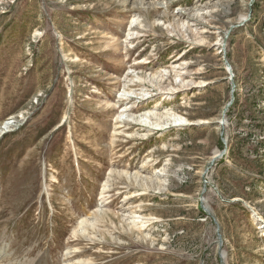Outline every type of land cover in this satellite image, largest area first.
<instances>
[{
    "label": "rangeland",
    "instance_id": "rangeland-1",
    "mask_svg": "<svg viewBox=\"0 0 264 264\" xmlns=\"http://www.w3.org/2000/svg\"><path fill=\"white\" fill-rule=\"evenodd\" d=\"M5 122L0 264H264V0H0Z\"/></svg>",
    "mask_w": 264,
    "mask_h": 264
},
{
    "label": "bare ground",
    "instance_id": "bare-ground-1",
    "mask_svg": "<svg viewBox=\"0 0 264 264\" xmlns=\"http://www.w3.org/2000/svg\"><path fill=\"white\" fill-rule=\"evenodd\" d=\"M157 14V13H156ZM244 18H246V16L245 15H242L241 17H240V20H244ZM137 22V19L136 18H133L132 19V21H131V26L133 25V24H135ZM131 34V33H130ZM205 41V40H204ZM113 43V42H112ZM180 65V64H179ZM178 67V65H176V66H174L173 68L174 69H176ZM228 70H230L229 68H228ZM180 75H183V72L182 71H180V72H177L176 73V77H178V76H180ZM153 78H155V77H153ZM138 80H143V78H141V77H139V79ZM187 83V82H186ZM185 83V84H186ZM171 90V89H170ZM126 92V90H124L123 92H122V94L120 95L121 97H122V100H121V103H123V102H125L124 104H119L120 103V101H119V103H118V106H119V109L122 107V114H124L125 112H127L128 110H129V113L130 114H132V115H136L137 113H135L133 110H132V107H130V109L128 108V106H129V103H131L133 100H134V98H132V97H127V98H125L124 97V93ZM128 92H130L129 90H128ZM147 91L146 90H142V93H141V96L140 97H145V96H147ZM187 99V98H186ZM128 100H130V101H128ZM127 102V103H126ZM162 104V103H161ZM160 104V105H161ZM159 105V104H158ZM154 110L155 109H152V110H150V111H148V112H145V113H141V114H139V112H138V114L139 115H137V116H135V121H137L138 123H140L141 125H144V126H149V127H156V128H154V129H162V126L163 125H165L166 124V122L168 121H172L174 124H178L180 121H182L181 120V118H182V115H179L178 113H176V112H174L172 109H167L166 111H164V112H162L161 113V115H159V114H157V111H155L154 112ZM139 111V110H138ZM119 115H121V114H119ZM163 116H165V119H166V121L164 122V123H162L161 122V119H163L162 117ZM153 117H155V119H157L156 121L153 119ZM3 126H5L7 129L8 128H10V127H12V126H10V123L9 122H5L4 124H2L0 127H2L1 129H0V135H2L3 134V130H5L4 128H3ZM94 128V127H93ZM96 128V127H95ZM6 129V130H7ZM8 131H9V129H8ZM8 131H5V132H8ZM100 131V130H99ZM142 131H144V134H140V133H138V134H140V136L142 137V138H144V139H148L149 138V136L151 135L150 133H151V129H148V130H146V129H144L143 128V130ZM4 132V133H5ZM136 132H134L133 131V133L132 134H135ZM74 134V133H73ZM99 135V134H98ZM81 142V141H80ZM113 143V142H112ZM100 153V152H99ZM80 162V161H79ZM150 163V161L148 162V160H147V162H145L144 164H149ZM167 165V164H166ZM165 165V166H166ZM91 168V167H90ZM113 169V168H112ZM111 169V170H112ZM114 172V171H113ZM125 171L123 170V172H121V173H124ZM165 172V169H163V170H161L159 173H161V175H163V173ZM119 174V175H125V174ZM84 174V173H83ZM139 174V173H138ZM138 174H135V175H133L134 177H140V175H138ZM125 176H131L132 177V175L130 174H126ZM159 176V175H158ZM124 178V177H123ZM126 179H127V177H126ZM137 179V178H136ZM138 179H140V178H138ZM137 179V180H138ZM141 179H142V184L144 185H146V186H148V181H150V182H152L153 181V179H152V177H149V178H146V177H142L141 176ZM134 180V179H133ZM165 180V179H164ZM164 180L162 179V177H161V181L159 180V182H161L162 183V186H164ZM129 181V180H128ZM134 182V181H133ZM140 182V181H139ZM166 182V181H165ZM141 183V182H140ZM134 184H137V183H134ZM161 185H160V187H158V189L160 190V188L162 187ZM109 188V186H108V184H104L103 185V188H102V192H101V198H102V200H104L103 198H104V194L107 192V189ZM22 192V191H21ZM107 194V193H106ZM101 202V201H100ZM103 203V202H102ZM108 203V202H107ZM100 209H101V207H100ZM99 209V210H100ZM103 209H104V207H103ZM97 211V212H95L96 214H94V217H91V216H89L88 218H82L81 219V221H79L80 223H78V225H77V227L75 228V230H74V239L75 238H81V237H88V238H92L91 236H95V231L98 229V224H99V222L101 221V219H102V217L104 218V216L105 215H108V214H110V213H105L104 211ZM98 213V214H97ZM128 213V212H127ZM126 213V214H127ZM131 214H134V212H131ZM129 215V214H128ZM126 216V215H125ZM124 217V216H123ZM143 217V216H142ZM142 217H139V216H133V218H131V217H129L131 220L130 221H132V219L133 220H135V221H133V223H132V227H134V228H136L137 230H140V232L139 233H142L141 231H143V228H145L147 225L146 224H149L150 223V221H151V219H150V221H143V219L144 218H142ZM146 217V216H145ZM127 219H128V217H126ZM123 219V218H122ZM126 219V220H127ZM149 219V218H148ZM125 220V219H124ZM137 220V221H136ZM128 222V221H127ZM140 222V223H139ZM153 222V221H152ZM141 224V225H140ZM148 228V227H147ZM146 228V229H147ZM264 229V228H263ZM131 230V229H130ZM133 230V229H132ZM131 230V231H132ZM135 230V229H134ZM145 233V232H144ZM147 235H149L148 233H147ZM146 235V236H147ZM138 236V235H137ZM144 238V237H143ZM76 239V240H77ZM76 243V242H75ZM71 244V243H70ZM77 255V254H76ZM226 258V257H225ZM25 261V260H24ZM84 261V260H83ZM82 261V262H83ZM86 261V260H85ZM84 261V264H86V262ZM88 262H89V260H87ZM225 261H226V259H225ZM36 262V261H35ZM20 264V263H19ZM82 264V263H81Z\"/></svg>",
    "mask_w": 264,
    "mask_h": 264
},
{
    "label": "water",
    "instance_id": "water-1",
    "mask_svg": "<svg viewBox=\"0 0 264 264\" xmlns=\"http://www.w3.org/2000/svg\"><path fill=\"white\" fill-rule=\"evenodd\" d=\"M229 69H230V67H229ZM231 70V69H230ZM226 113V109H225V111H224V114ZM226 143V142H225ZM219 243H220V246L222 245V242H221V240H220V238H219ZM221 258H222V261L223 262H225V260H224V258H225V253L223 252V251H221Z\"/></svg>",
    "mask_w": 264,
    "mask_h": 264
}]
</instances>
